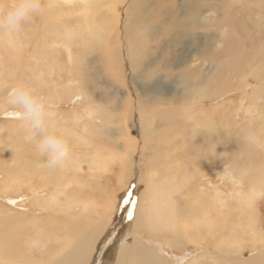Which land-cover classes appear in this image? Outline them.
I'll list each match as a JSON object with an SVG mask.
<instances>
[{
  "label": "bare ground",
  "instance_id": "6f19581e",
  "mask_svg": "<svg viewBox=\"0 0 264 264\" xmlns=\"http://www.w3.org/2000/svg\"><path fill=\"white\" fill-rule=\"evenodd\" d=\"M97 1L103 3V0H44L46 9L41 14L35 16L31 22L25 24L21 31H0V87L3 89L7 86L8 82H11V84L24 83L33 88L35 87V83L40 85L39 82L49 85L51 84L50 82L59 81V79L53 78L52 74L54 71L56 73L59 71L58 74L65 78L66 74L70 76L76 68L78 73L84 76L94 77L107 74L109 76L110 74L114 75L116 72L119 76V73H121L120 67L128 63L127 67L130 70L132 65L135 68L133 74L139 73L140 68L146 62L141 58H143V54L146 55L144 51L145 46L150 42L148 33L145 34L144 31L141 33L142 30H139L141 28L122 29L121 26L122 31L119 34V39L116 45L113 44L112 33L109 28H105L109 19H107V15H103L104 13L98 7V3L96 4ZM60 2H64L67 7L77 6L78 4L82 5H79L78 8L73 7V9L65 11L60 6ZM12 3H14V0H0V12L5 11ZM131 5H134L135 8L139 7L137 0H131ZM169 5L172 7L173 3ZM184 5L186 4L184 3ZM188 5V10L184 9V7L181 8L183 12H181L179 17L177 16L178 22H173L176 25L173 26L171 24L170 27L166 28L165 37L167 38L159 39L161 45L158 43V49L160 50L158 54H164L165 57H162L161 61H156L153 69H146L147 71L143 74L145 77H155L154 81L159 77L161 78L160 75L165 70L164 66H166L164 62L167 59L166 53L163 51L166 45L164 42L168 38L173 41L174 45H177L183 39V44L186 45L187 43L197 51L198 44L201 43H198L199 38L193 31L195 27H200L199 22L205 6L202 7L203 5L201 6V3H196L195 0L191 1ZM175 8H172L171 16L173 20L174 16L178 14L177 12L180 11L179 8H176L179 10L176 12ZM140 10L146 11L147 9ZM209 11L215 12V7L209 8ZM132 16L134 17V14ZM180 17L181 19L179 20ZM132 24L135 23L132 22ZM116 27H119V25ZM261 28L262 24H259L257 31ZM27 29H30L31 33H28ZM206 30L209 31V27ZM206 33L202 35L201 41L203 40L206 44H210L212 43V36L210 32ZM35 35H37V39L30 41L29 38ZM173 37H175L176 41L173 40ZM262 37H264V34L259 36V38ZM238 40L234 35L230 34L224 43H228L229 45L237 44L236 47H238ZM102 45H104L103 50L99 49L100 51H98L96 49L98 48L97 46ZM244 52H239L235 56L228 55L225 52L226 58L224 60H217L219 62L214 61L212 63V66L215 65V67L208 78H197L199 74H192L190 71L178 75L173 74L171 71H166L164 79L169 78V76L179 78L181 88L178 94H176L177 101L171 102L173 110L169 111V116L166 119H163L164 124L170 127L171 130L173 129L172 134H167L168 139L169 135L174 136L171 140V146H165L162 140V133H159L158 138L156 137V141L159 140L163 144L159 157L160 161L167 167L166 161L169 150H171L174 153L173 158H177V160L169 164V167L186 168V174H174V171L168 172V170L167 172L163 171L158 174L155 169L161 167L159 157L151 160L149 164L152 165L150 167L152 169L150 170L154 176L149 178L148 188L146 193L143 194L144 196H142V204L141 206L139 205V208L137 207L138 209L135 212L137 217L136 219L134 218L133 225H131V237H127L128 241L125 238L126 241L123 243V237L118 239L116 241L118 246L111 248L107 252L103 260L109 262V264H177V258L180 256L174 257L173 254L171 255L173 258H170L167 254L168 251L173 252V250L182 249L190 244H194V246L205 245L209 242L214 247L211 251L216 252L215 256L206 258H204L205 254L192 256L189 259L190 264H249V260L247 259L236 260L230 256L234 252L240 253L246 247L247 242L256 244L260 241L256 235L246 237V234L248 235V232L257 228L259 223H257L256 227L255 221L252 222L246 217L247 215H251L249 212L256 214L255 210L258 203L255 202L257 200L255 197L249 195L245 187L251 188V193L256 197L264 187V174L260 172L256 174L257 168L260 167L264 170V163L259 158L261 154L264 155V140H258L259 136L257 139L254 137L255 134H261L264 131V126L260 127L256 124V131L252 134L245 131H242L240 134L238 133L239 139L246 142L248 146L243 149L246 152L245 156L243 153H238L239 157L236 156L238 160L237 164L240 163L244 168H238L240 164L234 167L233 160H230L231 156H225L223 154L224 151L220 150L222 145L219 144L224 140L229 142V138L232 135L229 131V115L226 114L228 110H225L227 108L223 107L226 117L220 122L215 121L211 117V114L214 116L220 108L219 104L217 106L214 105L215 107L211 111H204L203 107H199L200 102L207 104L223 97L229 91L226 89L228 78L242 74V70H251L252 76L259 77L261 83L264 81V68L261 73L252 69L254 68L252 66L253 62L260 63V61H264V41L258 40V43L252 48L250 54L246 52L245 54ZM88 57H91L89 58L91 60L90 64L93 66L89 65V62L85 63ZM52 58H55V61L51 62L50 59ZM56 59L64 61L66 69L64 67L62 69V63L57 62ZM220 59L222 58L220 57ZM69 64L71 66L67 68ZM198 69L197 71H200ZM194 72H196V69ZM51 76L52 78H50ZM69 81L74 84L76 79L73 80L71 78ZM93 82L95 83V81ZM70 83H68V86L72 87ZM120 83L124 86L122 82ZM83 85L84 80L82 81ZM68 86H64L63 89H69ZM109 87L113 88L112 85ZM72 94L75 93L72 92ZM162 95V92H160L159 97L157 96L158 98L156 97L153 100H149L150 98L148 100L138 99L136 97L137 120L140 123L139 125L144 137L145 134L149 135L151 131L154 132L156 125L160 126L156 116L157 107L162 104L170 106L169 103L163 102ZM126 96L129 97L130 95ZM175 106H180L182 110L175 111ZM89 108H87V112L90 115ZM3 109L1 108V110ZM179 112H182V115ZM12 115L15 116V114ZM77 118L79 117H76V122H79ZM187 120L189 122H186ZM190 120H197L200 126L198 128L190 126L189 124L192 122ZM180 123H185V125L177 127L176 124ZM64 124H66L64 127L60 126V132L69 141L71 148L82 151L83 149L76 148H80L81 144L84 143L86 139L85 132L80 134V140H73L72 137L77 136L78 132L74 131L68 123ZM226 126L228 128H225ZM241 127L247 128L248 126L242 124L240 125ZM3 128L4 131L2 132L4 134L2 139H0V152L8 153V149L10 150V148H7V146L9 144L4 142V138L12 135L14 131L7 126ZM16 135L18 138L16 140L13 137L15 139L13 141L17 145L14 147V151L11 150L13 152V155L10 153L11 159L9 158L10 160L7 163H0V171L6 175V179L8 180L3 181L5 183V190L0 192V199H10L11 196L9 194L11 192L18 194L23 187L30 189L32 194L37 195L34 201L29 203L31 208L24 207V205L19 206L23 210H31V214L35 216H37L39 208L41 216L46 217L47 223L37 220V218H30L31 220L26 222L23 219V215L19 216V214H14L15 212L12 213L13 211L11 212L10 208L0 206V264H83L101 234L109 227L113 204L110 201H106L102 196H98L99 199L93 200L91 193L85 194L87 187L88 190H91V187L87 186L86 183L84 185L80 184L81 189L76 187L75 190H72L69 187V183H74V180L77 179V177L71 176L70 173L76 167H80L79 164H74L68 160L63 167L49 169L45 166V162L41 160L42 158L27 160L21 150H25L27 145L32 144L33 141L26 139V133H17ZM153 135L151 134V138L148 139L151 140ZM176 137L181 140L180 144L183 149L177 155H175L177 153V144H174L177 143ZM185 141L187 143H184ZM184 144L187 146L184 147ZM258 148H260L261 152H258ZM225 151H228V149ZM5 156L8 157L9 155ZM95 157L98 158L99 154L96 153ZM246 165H248V168H245ZM250 167L254 169L251 170ZM213 176H216L215 178L218 177L219 180L212 178ZM20 178L23 179L20 181ZM198 178H200V181L206 180L209 182L203 185ZM191 179H195V181L190 184L188 193L185 194L186 187ZM231 179L236 180V184H231L229 182ZM231 186L232 190L238 192V196H235L237 194H231ZM65 191L70 192L65 193ZM224 191L227 192L224 193ZM47 194H49V197L46 200L38 198V196H45ZM60 196H63V199L59 201ZM236 197L239 201L246 199L243 201L245 203L239 202L241 205H237L233 202ZM17 198H20V196ZM104 204H106V207L101 212V207ZM86 214L87 216L84 217ZM230 218V222L233 223L231 228L228 227ZM20 225L25 227L23 228ZM233 226H238L241 229L235 230ZM259 227L261 226L259 225ZM259 227L258 231L261 232ZM145 239L150 240L149 244L144 242ZM232 246H235V250L232 249ZM204 251H208L205 246ZM109 259L111 260L108 261ZM254 262L255 264H264V240L261 251Z\"/></svg>",
  "mask_w": 264,
  "mask_h": 264
},
{
  "label": "rangeland",
  "instance_id": "374dc122",
  "mask_svg": "<svg viewBox=\"0 0 264 264\" xmlns=\"http://www.w3.org/2000/svg\"><path fill=\"white\" fill-rule=\"evenodd\" d=\"M191 1L193 2V0H137V2L139 3L138 8H135L134 5L133 6L131 5V0H103V3L97 1L96 4L98 3L97 5H99L98 7L101 9V12L104 13L103 15H107V19H109L108 24L105 25V28L106 29L109 28V30L111 31L112 33L111 38L113 40L112 42L113 44L116 45L119 39V34L123 28H129V29L141 28L139 29L140 31L142 30L141 33L143 31L145 34L148 33L150 42L147 46H145L144 51L146 52V55L143 54V58H141L143 59V61H146V62H145V65L140 68L141 70H139V73L133 74V72L135 71L134 66L132 65L131 70H130L129 67H127L129 64L126 63L125 66L122 65L120 67L121 73H119V76L117 72L114 73V75L110 74L109 76L108 74L103 75V76H94V77L84 76L78 73V70L76 68L75 70L76 72L74 71L71 74L72 76L71 75L69 76V74H66V76L64 75L67 80L63 78V76H60L58 74L59 71L57 73L56 71H54L52 74L53 78L59 79V81L50 82L52 85L51 84L48 85L47 83H42V82H39L40 85L35 83L34 89L40 94L43 93L42 95L47 97L51 101V103L54 104L53 105L54 110L57 113V117L55 120V127H56V130L60 134H62L60 132L61 131L60 126L64 127V125H66L64 123H68V125L72 126L74 131L78 132L77 136L72 137L73 140H77V141L80 140V134H82V132H85L84 135L86 139L84 140V143L81 144L80 148H76V149H83V150L78 151V150H75V148H71L72 153H70L69 160L70 162L74 164H79L80 167H76L70 173L71 176H75L77 177V179L74 180V183H69V187L72 190H75L76 187L81 189L80 184L84 185V183H86L87 186L91 187L90 188L91 190H88V187L86 188V190L84 188L85 194L91 193V198L93 200L99 199L98 196H102L106 201H110L113 204L112 206L113 210L111 211L112 216L110 215V220H109L110 225L101 234L98 241L95 243L91 251L88 253L85 259V262L83 264H106V263L109 264V262L103 260V258L105 257V255L111 248H115L116 246H118L116 241L118 239H121L122 237H123L122 243L126 241V239L127 241L129 240L127 237L129 238L131 237L130 236L131 225H133V222L137 217V214L135 212L139 208V205L141 206L142 204V201H143L142 196H144L143 194L146 193V190L148 188L149 178L154 176L153 172H151L150 170L152 169L150 168L152 167V165L149 163L151 162L152 159L159 157V154H161V149H162L163 144L159 140L156 141V137L158 138V136L160 135L159 133L163 134L162 140L165 146L166 147L171 146V140H172V137L174 136L169 135V139H170L169 140L167 138V134H172L173 129L171 130L170 127L165 125L163 122V119H166L169 116V113H170L169 111L173 110L171 107V102L177 101L178 98L176 94H178L181 88V82H179V78H176V77L173 78L172 76H169V78L164 79L166 75V71H171L175 75L184 73L186 71H190L192 72V74H195V73L199 74L197 78H208L210 77L209 75L213 72V69L215 67V65L212 66V63L217 60H224L226 58L224 54L225 52L228 55H233V56L237 55L239 52L243 53V51L250 54V51L258 43V40L264 41V37L259 38V36H262L264 34V22H263L264 21V12H263L264 11V0H195L196 3H201V6L203 5L202 7L205 6L204 8L206 9V10L204 9L205 11L204 10L202 11V14H201L202 17L199 22L200 27L199 28L195 27L193 31L199 38L198 43H201V44L197 43L198 44L197 51L193 49V46L190 47L189 44L187 43L186 45L183 44L182 43L183 39L180 43H178L177 45H174L173 41H171V39L168 38L166 42H164L166 43V45L164 46L163 51H165L167 59H165V62H164L166 66H164L165 70H163L162 74L160 75L161 78L159 77L156 81H154L155 77H145L143 75L144 72L147 70L153 69L156 61H161V58L165 57L164 54H158V51H160L158 49V43L159 45H161V43L159 42V39L160 38L163 39L166 36L167 27H170L171 24L173 26L176 25V23L178 22L177 16L179 17L181 12H183V9L181 8L184 7V9L188 10L189 9L188 4ZM172 3H173V6L170 7L169 4H172ZM184 3L186 5H184ZM206 3L208 6L206 5ZM79 5H82V4H78L77 6L67 7L64 4V2H60V6L63 7L65 11L71 10L73 9V7L78 8ZM175 7L179 8L180 11L177 10ZM214 7H215V12L213 13L210 12L209 8H214ZM172 8H175L176 12L179 11L177 12L178 14L175 15L176 17L174 16V20H173V17L171 16ZM219 8L220 10L221 9L223 10L220 11L218 10ZM45 9L46 7H45V2H44V10ZM140 9H147V10L141 11ZM133 14H134V17L132 16ZM180 19L181 17L179 18V20ZM121 22H123V24L120 25ZM132 22H134L135 24H132ZM173 22H176V23L174 24ZM259 24L260 25L262 24V28L257 31V26ZM118 25L120 29L119 27H116ZM121 26H122V29H121ZM208 27H209V31L206 30ZM27 31L28 33H31L30 29H27ZM189 31L191 32L190 29ZM206 32L207 33L210 32V35L212 36L213 44L212 43L206 44L203 40L201 41L203 37L202 35ZM86 33H88V31H86ZM230 34L234 35L237 40L239 39L238 47H236L237 44L229 45L228 43L227 44L224 43ZM123 37H124V34H123ZM173 38L172 39L176 41L175 37ZM29 39L30 41H34L37 39V35ZM229 40L231 39L229 38ZM97 47L98 48L96 49L100 51V50H103L104 45L97 46ZM119 47H121V45H119ZM220 57L222 59H220ZM55 58L50 59V61L51 62L55 61ZM89 58L91 57H88L85 63L89 62V65L93 66L92 64H90L91 60ZM56 60L57 62L59 61L62 63L63 65L62 69H63V67L65 66V62L60 61L59 59H56ZM209 60L211 63L209 62ZM263 62H264L263 60L260 61V63L253 62L252 66H254V68L252 69L261 73L264 68ZM70 66L71 65L69 64L67 68H70ZM197 68H199L198 70L200 71H197ZM64 69H66V67H64ZM195 69H196V72H194ZM251 72H252L251 70H242V74H239L237 76H230L231 78L230 77L228 78V83L226 86V89L229 91H227L223 97H221L217 101L210 102L207 104L200 102V106H199L200 108L203 107L204 111L206 110L211 111L212 108L214 109V107L219 104L218 106L220 108L217 110L214 116L211 114V117L214 118L215 121L221 122L222 120L225 119L226 114L229 115L228 124H229V131L232 134L231 138H229V142L225 140L223 141L224 143L220 142L219 144L222 146L221 148L220 147H217V148H220L221 151H224L223 154L225 156H229V157L231 156L230 160L231 161L233 160L234 167L235 165L237 167L240 164V163L237 164L238 160L236 159V156L239 157L238 153H243V155L245 156L246 152L243 149L248 146L246 142L241 141V139H239L240 138L239 134L242 131L250 132L251 134L254 133V131H256V124L259 125L260 127H262V125L264 126V113H263L264 112L263 111L264 109V81H262L261 83V80L259 79V77L252 76ZM54 74L57 76H55ZM111 75L114 76L115 79H113L114 77H112ZM50 78H52V76ZM71 78L73 80L76 79L74 84L70 83L69 80ZM83 80H84V85L82 86ZM93 81H95V83ZM117 81L119 82V84ZM120 82H122L124 86H122ZM68 83H70V86L72 87H69ZM77 83L78 84L80 83L79 84L80 87ZM14 85H15L14 83L11 84V82H8L7 86H5L3 89L0 87V107L2 106L1 108L2 109L4 108L3 110H1L0 108L1 110L0 128L2 129L4 126H7L12 131H14L12 135H9L4 138V142L9 144L7 148H10V150L8 149L9 151L8 153L0 152V163H7L11 159L10 153H12L13 155L12 151H14V147L17 145V143H14L15 139L17 140L18 138L16 134L26 133L24 128L20 125L16 116L12 115L14 114L11 112L12 110L4 102L8 88ZM111 85L113 86V88L109 87ZM64 86H68L69 89H63ZM81 87L84 90H82ZM87 87H89L90 89L89 88L87 89ZM102 87H104V89H102ZM123 87L126 92L123 91L124 90ZM91 89L93 92L90 91ZM72 92L75 94H72ZM160 92H162L163 94L162 95L163 102L169 103L170 106L167 104H162L159 107H157L156 116H157L158 122L160 123V126L156 125V129H154V132L151 131V134H154V135L152 139L149 140L148 138H151V134L149 135L145 134V137H144L143 132L139 125L140 123H138V120H137L138 114L136 111L137 109L136 108L137 107L136 97L138 99L148 100L150 98L149 100L151 99L153 100V99H156L157 96L159 97ZM125 94L130 95V96L128 97ZM79 95H82V96H79ZM84 105L85 107H83ZM88 107H90L89 108L91 112L90 115L87 112ZM223 107L227 108L225 110L226 111L228 110V113L224 114L225 110ZM174 110L181 111L182 108L180 106H175ZM179 113L182 115V112H179ZM76 117H79L77 118L79 119V122H76ZM190 121H192L189 124L190 126L194 128H198L200 126V123L197 120H190ZM186 122H189V120H187ZM242 124H246L248 127L240 128V125ZM184 125L185 123L176 124L177 127H181ZM225 128H228V127L226 126ZM1 129H0V132H1L0 139H2L3 134H4V132H2L4 131V128L2 130ZM262 136H264V131L261 134L260 133L255 134L254 137L256 139L258 138V140H264L262 139L264 138ZM176 139H177V143H174V144H177L176 145L177 153L175 155L180 154V152L183 151L181 144H180L181 140L177 137ZM184 143H187V142L185 141ZM244 144H246L245 147H243ZM186 146L184 144V147ZM227 149L228 151H225ZM21 152L23 155L26 156L27 160H31V159L36 160L37 158H42L41 160L45 162V157L41 156L37 152L34 142L32 144L30 143V145L28 144L27 148L25 150H21ZM226 152L228 153V155ZM258 152H261L260 148H258ZM96 153L99 154L98 158L95 157ZM5 155H9V156L7 157ZM263 156L264 155L261 154V157L259 158L264 163ZM173 157H174V153L171 150H169L168 159L166 161V164L168 165L167 167H165V164L162 161H160L161 159L159 157L161 167H157L155 171H157L158 174L162 173L163 171L167 172V170L168 172L174 171L173 172L174 174H181V175L186 174V168L180 169L174 166L169 167V164L177 160V158L174 159ZM0 167H1V164H0ZM240 167L244 168V166L243 165L241 166V164L238 166V168ZM245 168H248V165H246ZM250 169L253 170L254 168L250 167ZM259 172L264 174V170H262L260 167L257 168L256 174H258ZM215 177L216 176H213L212 178H215ZM22 179L23 178H20V181ZM198 179L200 181V178ZM215 179L219 180L218 177ZM3 181H8V180L6 179V175L0 171V186H1L0 192L2 190H5V187H4L5 183ZM189 181L190 182L186 187L185 194L188 193V188L190 184L195 181V179H191ZM208 182L209 181H206V180L200 181V183H202L203 185H205ZM229 182L231 184H236L235 183L236 180L234 179H231V181ZM263 185H264V181H263ZM245 188L247 192L249 193V195H252L253 197H255V199H257L255 202L258 203L257 209L255 210L256 214H252V212H249V214L251 215H247L246 217L250 219V221L252 222L255 221L256 227H257V223H259V225L261 226L259 227L258 225L259 230H261V232L258 231V227H257L251 230L250 232H248V235L246 234V237H252L256 235L260 241L257 242L256 244H254L253 242H247L246 247L240 253L234 252V254H232L230 257L236 260H246L247 259L249 260V264H255L254 262L255 258L260 253L261 248H262V243L264 240V211H263L264 210V202H263L264 201V193H263L264 187L262 188L260 194L257 197L251 193V188H248V187H245ZM232 189L233 188L231 186L230 190ZM68 192L70 191H65V193H68ZM225 192L227 191H224V193ZM13 193L14 192H11L9 194L11 196L10 199H4V200L0 199V206L10 208L11 212L13 211L12 213L15 212L14 214H19V216L23 215V219L26 222H29L31 220L30 218H37V220H42L43 222L47 223L46 217L41 216V211H39L38 207H37L38 208L37 216H35L31 214V210L29 209L23 210V208L19 206V205H24V207H30L31 205L29 203L33 202L34 198H36L35 196L37 195L32 194L31 190L26 187H23L21 189V192L18 194H13ZM231 194L232 195L237 194L235 196H238V192H236L235 190H232ZM48 195L49 194L45 196H38V198H43V200H46L49 197ZM12 196L15 198H13ZM16 196L17 197L20 196V198H17ZM61 199H63V196H60L58 200L60 201ZM139 201H141V203L138 204ZM243 201L242 200L239 201L238 198L236 197V199L233 202L240 206L241 204H239V202L240 203L242 202L244 204L245 202ZM105 207H106V204L102 205L101 212L104 210ZM80 210L82 209L80 208ZM86 216L87 214L84 215V217ZM230 221H231V218L229 219V222ZM232 224L233 223L230 222V224H228V227L231 228ZM20 226L23 228L25 227L22 225ZM123 226L125 227L124 229H123ZM127 226L129 228L128 229L129 231L127 230ZM234 229L240 230L241 228H239L238 226H235ZM144 242L146 244H149L150 240L145 239ZM187 246L183 247L182 249L178 248L176 249V251L173 250V252H177V253L168 251L167 254L169 255L170 258H173L171 256L173 254H174L173 255L174 257H177V256H183L186 252V254L187 253L189 254V255L187 254L189 256V259H191L192 256L194 257L197 255L199 256V255H204V254H205L204 258L212 257V256H215V253H216V252L211 251L212 249H214V247L210 244V242L205 245L201 244V245L194 246V244L193 245L190 244ZM204 246L208 250L207 252L204 251ZM234 247L235 246H232V249L235 250ZM181 252L182 253L184 252V253L182 254ZM110 260L111 259H109L108 261Z\"/></svg>",
  "mask_w": 264,
  "mask_h": 264
},
{
  "label": "clouds",
  "instance_id": "9594fccd",
  "mask_svg": "<svg viewBox=\"0 0 264 264\" xmlns=\"http://www.w3.org/2000/svg\"><path fill=\"white\" fill-rule=\"evenodd\" d=\"M43 11L44 0H14L0 12V31L19 32ZM4 102L24 128L26 139L33 141L37 152L45 157V166L63 167L70 158L71 146L56 130L57 113L51 101L33 87L17 83L8 88ZM177 264H190L189 256L178 257Z\"/></svg>",
  "mask_w": 264,
  "mask_h": 264
}]
</instances>
